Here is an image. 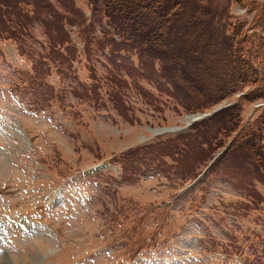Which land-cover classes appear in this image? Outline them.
I'll list each match as a JSON object with an SVG mask.
<instances>
[{
    "label": "rangeland",
    "instance_id": "374dc122",
    "mask_svg": "<svg viewBox=\"0 0 264 264\" xmlns=\"http://www.w3.org/2000/svg\"><path fill=\"white\" fill-rule=\"evenodd\" d=\"M41 1L37 19L0 18V264H264V169L248 180L246 169H210L233 133L210 157L176 163L168 151L184 126L240 94L185 110L112 60L98 43L113 32L105 20L48 27ZM75 3L92 17L87 0ZM262 104L247 105L243 122Z\"/></svg>",
    "mask_w": 264,
    "mask_h": 264
},
{
    "label": "trees",
    "instance_id": "16d2710c",
    "mask_svg": "<svg viewBox=\"0 0 264 264\" xmlns=\"http://www.w3.org/2000/svg\"><path fill=\"white\" fill-rule=\"evenodd\" d=\"M38 1L11 0L9 8L1 0L0 18L15 14L19 22L37 19ZM58 1L71 15L43 0L46 16H39L43 24L50 20L48 27H59L60 19L63 27L64 21L74 23V16H79L82 25L95 27L97 20H105L113 32L106 30L109 35L103 34L98 43L111 47L112 60L125 64L127 75L135 73L151 80L160 94L185 110L205 111L240 94L234 103L193 122L190 132L168 140L167 149L174 150L171 154L176 163L193 154L210 157L214 145L224 146L233 133L210 169L217 164L223 170L230 166L246 169L241 172L245 180L247 170L264 169V104L254 107L255 116L243 122L247 105L264 103V4L260 0H87L90 19L75 0ZM234 5L255 13L251 23L232 11ZM26 6L33 8V17ZM121 57L126 59L124 63L116 61ZM112 80L121 88L126 84L117 71ZM241 187L250 190L244 184Z\"/></svg>",
    "mask_w": 264,
    "mask_h": 264
},
{
    "label": "bare ground",
    "instance_id": "6f19581e",
    "mask_svg": "<svg viewBox=\"0 0 264 264\" xmlns=\"http://www.w3.org/2000/svg\"><path fill=\"white\" fill-rule=\"evenodd\" d=\"M25 226V224H21V227Z\"/></svg>",
    "mask_w": 264,
    "mask_h": 264
}]
</instances>
